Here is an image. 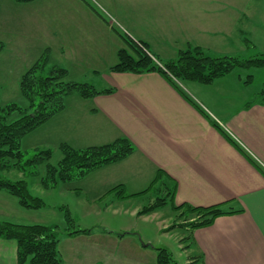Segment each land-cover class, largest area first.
Instances as JSON below:
<instances>
[{
    "label": "crops",
    "instance_id": "0c3cea01",
    "mask_svg": "<svg viewBox=\"0 0 264 264\" xmlns=\"http://www.w3.org/2000/svg\"><path fill=\"white\" fill-rule=\"evenodd\" d=\"M41 1L45 0L31 4L41 5ZM46 1L52 8L56 3ZM109 3L114 6L115 0ZM132 4L134 29L128 38L145 42L150 51L164 58L175 57L189 44L209 51L233 50L239 14L242 19L250 18L244 9L230 12L207 0H133ZM58 15L54 18L59 23L57 28L69 32V37L56 47L47 45L51 64L69 71V62L83 63L86 53H97L106 71L116 64L117 51L124 48L126 39L100 18L102 15L98 18L87 10ZM95 17L101 26L93 29L88 24L92 25ZM11 27L0 20V42L4 44L0 55L11 45ZM216 34L217 39L212 37ZM80 35L85 42L77 41L75 45L74 37ZM33 47L34 51L26 47L21 62L32 60L34 64L45 51L41 52V46ZM166 51L176 53L162 56ZM232 73L210 84L188 81L193 93L184 91L264 169V99L257 97L259 92L250 99L240 95L237 88L244 82L241 77L231 78ZM106 77L111 84L98 89L114 88L113 93L89 99L69 95L65 108L49 120H62L63 129H69L76 138L63 137L62 142L76 148L103 145L121 136L135 145L136 150L126 159L94 170L105 169L110 175L102 185L103 194H109L116 185H124L130 194L140 193L162 169L176 180L177 205L224 203L229 209H242L218 217L208 227L194 231L187 227L191 233L188 244L179 240L180 249L187 252L185 264H264V174L259 168L159 72L110 71ZM208 86H220L222 90L211 92ZM111 195L115 199L110 204L120 200ZM10 197L15 196L0 190V206H12ZM0 220L12 221L7 214H1ZM163 224L159 226L166 228ZM162 228L161 233H165ZM81 229L91 232L62 235L59 250L63 264H157V248L161 246L144 245L141 233L130 227ZM0 264H18L16 241L0 238Z\"/></svg>",
    "mask_w": 264,
    "mask_h": 264
},
{
    "label": "rangeland",
    "instance_id": "374dc122",
    "mask_svg": "<svg viewBox=\"0 0 264 264\" xmlns=\"http://www.w3.org/2000/svg\"><path fill=\"white\" fill-rule=\"evenodd\" d=\"M109 1L56 0L52 8L47 4L46 0L41 1V5L40 3L29 4L18 3L14 0H0V20L5 26L7 23H10L12 26L10 30L13 32V35L8 37L10 38L9 41H11L8 51L4 55H0V107L9 103H17L24 109L30 106L29 100L21 91L20 79L33 64H31L32 60L22 62L21 60L25 58L26 47L34 51L36 49L33 47L35 44L37 48L41 46L42 52L47 48V45L56 47L60 45L61 41L66 43L69 32L62 33V29L57 28L59 23L55 22L54 18L59 17L58 14L66 13L68 16L79 10L92 11L95 16L101 14L103 17L101 15V17L98 16L107 24H111L116 32L127 36L125 39L129 37V34H133V0H115L114 6ZM142 1L144 2V0ZM207 3H212L216 7L222 6L230 10V12H235L234 8H237V12H242L239 10L244 9L250 17L248 20L242 19L239 14V23L237 25V32L235 33L236 44L233 50L230 48L207 50L211 55H228L244 59L254 57L264 58V0H207ZM118 8H122L121 11ZM159 11L160 13L162 12V10ZM88 26L94 29L100 27L101 23L95 17L93 24H88ZM218 36L216 34L212 37L217 39ZM221 38L224 39L223 35ZM77 41L83 43L85 42V37L82 35L74 37L75 45ZM130 41L144 49L158 64H161L159 58L161 60H171L177 56L164 58L150 51L147 47L146 50L144 47L145 42L131 36ZM123 43L124 48L130 49L127 40ZM75 53L76 50H74V56ZM163 53L164 55L162 56L170 57L174 56L176 51H166ZM106 59L107 57L105 56L104 61ZM116 63H118V58ZM81 64H76L74 61L69 62V67L67 66L69 69L67 75L68 81L88 82L93 84L97 89L109 87L111 82L106 75L115 64L109 66V71H106L97 53H86L84 62ZM232 72L231 78L241 77L244 82L241 86L238 85L237 88L241 92L239 93L240 95L247 96L250 99L254 98L259 92L261 94L257 97L264 99V66L244 69L239 67ZM176 80L187 93L190 95L193 93L187 83L188 81ZM208 87L211 89V92L222 90L220 86L216 88ZM18 116V114H14L11 119H16ZM61 121L59 119L55 122V119H52L23 137L21 145L25 153V159L34 155L39 150L50 149L53 151L50 162L53 164L58 163L63 156L60 145L66 143L62 142L64 141L63 139H74L73 141H76V138L68 132L69 129H63V125L60 124ZM57 128L58 131L56 130ZM34 171L35 173L25 175L16 169L10 170L9 173H3L14 180H26L31 193L41 197L46 205L40 209H27L19 205L16 197H10L12 198V203L10 202L12 206H0V215L7 214L15 223L53 225L58 226L64 231L68 226L65 214L66 210H69L77 228H98L101 225L106 226L107 229H118L121 226L130 227L132 231L141 233V243L144 245L150 244L152 247L161 246L168 250L170 249L175 262L177 264H185L184 257H186L187 252H182L179 240L181 239L180 241L187 245L191 233L185 226L173 227L175 222L183 223L184 221L178 219L177 212L173 210L170 201L158 211H155L156 213L153 212L148 215L139 216L138 212L143 206L154 200L151 198L152 194L134 196L131 197V200H129L130 198L120 199L116 203L110 204L114 197L110 193L103 194L102 188V185L110 178V175L105 173V169L97 172L92 171L82 179L60 183L57 187L51 189H45L40 182L41 177L45 175L46 165L40 164ZM153 195L156 197V194ZM160 224L167 225L166 228L163 227L165 228V233H161L162 226H159Z\"/></svg>",
    "mask_w": 264,
    "mask_h": 264
},
{
    "label": "trees",
    "instance_id": "16d2710c",
    "mask_svg": "<svg viewBox=\"0 0 264 264\" xmlns=\"http://www.w3.org/2000/svg\"><path fill=\"white\" fill-rule=\"evenodd\" d=\"M14 1L31 3L36 0ZM126 40L130 49L122 48L118 51V63L111 67V71L133 73L157 71L162 74L187 100L204 112L212 124L239 147L264 174L263 167L223 129L219 122L199 107L176 80L210 84L215 79L239 67L243 69L262 67L264 58L244 59L228 55L213 56L202 47L189 44L186 48L179 50L177 56L171 60L159 58L161 64H158L144 49L132 43L130 38H126ZM144 44L147 50L148 46L146 43ZM3 48L4 44L0 42V52ZM67 75L68 70L65 67L51 64L49 51L45 50L20 79L21 91L29 100L30 106L24 109L17 103H9L0 107V190L15 196L19 204L27 209H40L46 204L41 197L31 193L26 180L11 179L3 172L16 169L24 175L32 174L35 173L36 167L45 164L46 172L40 182L44 188L51 189L60 183L82 179L88 173L103 166L120 162L136 150L135 145L128 137L121 136L110 143L84 148H74L68 143H62L60 149L63 156L57 164L50 162L53 156V151L50 149L39 150L25 159L21 145L23 137L63 110L69 95L78 94L82 98L89 99L115 91L114 88L99 90L88 82L68 81ZM14 114H18V118L11 119ZM108 192L114 193L118 199L151 193V198L154 200L143 206L138 212L139 216L158 211L170 201L173 210L177 212L178 219L184 221L183 223L175 222L173 227L185 226L191 231L211 226L220 216L242 211V209H229L224 203L211 206H193L189 203L177 205L174 201L177 192L176 180L168 176L162 169L156 172L150 185L140 193L130 194L124 185H117ZM153 194H156V197ZM65 215L68 226L64 231L58 226L0 220V238L16 241L18 264H63L59 250L62 235L91 232V229L77 228L69 210H66ZM157 264H176L172 252L167 248L158 247Z\"/></svg>",
    "mask_w": 264,
    "mask_h": 264
},
{
    "label": "water",
    "instance_id": "95a60500",
    "mask_svg": "<svg viewBox=\"0 0 264 264\" xmlns=\"http://www.w3.org/2000/svg\"><path fill=\"white\" fill-rule=\"evenodd\" d=\"M146 245V244H145Z\"/></svg>",
    "mask_w": 264,
    "mask_h": 264
}]
</instances>
